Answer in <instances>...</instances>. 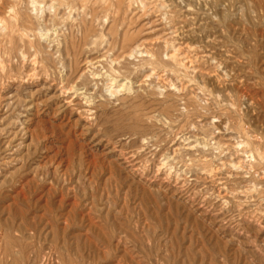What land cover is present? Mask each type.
I'll return each mask as SVG.
<instances>
[{"label": "rangeland", "instance_id": "1", "mask_svg": "<svg viewBox=\"0 0 264 264\" xmlns=\"http://www.w3.org/2000/svg\"><path fill=\"white\" fill-rule=\"evenodd\" d=\"M0 264H264V0H0Z\"/></svg>", "mask_w": 264, "mask_h": 264}, {"label": "bare ground", "instance_id": "2", "mask_svg": "<svg viewBox=\"0 0 264 264\" xmlns=\"http://www.w3.org/2000/svg\"><path fill=\"white\" fill-rule=\"evenodd\" d=\"M39 12H40V11H39ZM138 50H139V49H138ZM132 52H134V51H132ZM136 53H137V52H136ZM136 53L134 52L133 54H136ZM166 54H167V53H166ZM131 55H132V54H131ZM192 55H193V54H192ZM131 57H132V56H131ZM129 58H130V57H129ZM181 61H182V60H181ZM100 68H101V67H100ZM153 74H154V73H153ZM112 81H113V80H112ZM110 83H111V81H110ZM117 83H118V82H117ZM112 84H113V82H112ZM108 86H109V85H108ZM115 87H119L120 89H123V88H125V84H122V83H121L119 86L117 85V86H115ZM125 89H127V88H125ZM107 90H109L108 92H109L110 94H113L111 88H110V89H107ZM117 90H118V89H117ZM68 92H69V91H68ZM68 92H67V93H68ZM104 93H105V92H104ZM109 93H108V94H109ZM81 94H82V93H80V94L78 93V96L81 95ZM83 94H84V93H83ZM108 94H107V95H108ZM110 94H109V95H110ZM75 95H77V94H75ZM83 96H84V95H83ZM83 96H82V97H83ZM110 96H111V95H110ZM187 164H188V163H187ZM185 170H186V169H185Z\"/></svg>", "mask_w": 264, "mask_h": 264}]
</instances>
